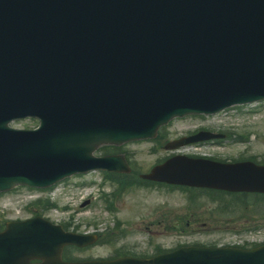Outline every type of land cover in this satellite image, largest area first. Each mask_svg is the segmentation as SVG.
I'll list each match as a JSON object with an SVG mask.
<instances>
[{"label": "water", "instance_id": "obj_1", "mask_svg": "<svg viewBox=\"0 0 264 264\" xmlns=\"http://www.w3.org/2000/svg\"><path fill=\"white\" fill-rule=\"evenodd\" d=\"M261 98L264 0H0V190L107 166L91 156L100 143L149 137L176 115ZM29 108L43 120L31 137L7 127ZM45 138L55 154L42 161ZM191 172L194 184L264 190L247 182H264V167ZM153 176L180 181L160 168ZM54 232L40 220L11 223L0 247L26 239L44 264H62ZM195 256L199 264L255 263L235 252Z\"/></svg>", "mask_w": 264, "mask_h": 264}, {"label": "rangeland", "instance_id": "obj_2", "mask_svg": "<svg viewBox=\"0 0 264 264\" xmlns=\"http://www.w3.org/2000/svg\"><path fill=\"white\" fill-rule=\"evenodd\" d=\"M259 110L257 113H252L251 116H245L244 121L246 126L239 127L241 119L228 117L224 114L218 115L225 117L224 122L217 123L218 118L216 116H209L204 118H199L195 116H187L180 119L173 120L166 127L167 138H174L176 135L184 134L190 130H193L198 127L206 126L209 128H224L229 129L233 132V137L237 138L239 133L248 132L251 136V142L247 145H239L234 142L228 141L225 142L223 146H211V145H199L197 146L199 150H195L191 147H182L178 148L175 151L178 153L190 154L194 152L200 156H217L220 159L231 160L232 158H239L240 156L253 155L258 159H262L264 156V103H261L257 106ZM232 114V112H229ZM36 124V120L32 119H23L16 122L14 126L17 127H33ZM201 124V125H197ZM195 126V127H194ZM157 147L155 151L152 149ZM126 151L130 153V156L137 165L143 171H147L151 164L155 163L158 159L166 156L168 153H171L170 150H165L163 146H159L155 142L143 141L137 143H131L124 147ZM93 178V177H92ZM81 178H77V181L74 182L71 180L67 184H73V189H69L73 198L69 197V208L61 211L59 209H49L42 210L36 207H23L22 209L17 208L13 210L12 206H15L18 201V196L16 194L24 192V190H17L10 194H2L0 196V218L4 220L10 218H25L32 216L35 212L40 211L45 217L60 222L72 221L73 226H78L80 230L85 231H96V232H105L108 227L112 226L111 220L114 215H119L121 220H133L136 221L133 228L142 226L147 221H150L152 218L151 215H183L186 214L185 211L187 202L185 199V194L180 190L173 189L168 190L166 188L159 187L155 192H150L146 190H137L126 193L120 200L117 210L114 213L107 211L104 203L100 200L101 192H110L112 189L110 185L106 184L102 189L91 185L87 181H78ZM84 183V185H81ZM79 185L78 187H76ZM66 186V184H65ZM94 191L95 198L92 199L90 205L86 207L80 206V197L82 195ZM85 193V194H84ZM152 193V194H150ZM47 195L48 192H43V196ZM74 199V200H72ZM12 206H9L11 205ZM200 208L195 210L197 216L206 218H211L209 214V207L206 204L205 199L199 200ZM146 220V221H145ZM163 224V223H161ZM200 226V224H191L187 229L193 231L195 227ZM207 227L215 229V227H220L219 222L207 223ZM157 230H161L158 227V224L151 227ZM137 236L139 240L142 241L141 246H145L146 239L139 235H132L127 237V240L130 242L136 241ZM156 236V235H154ZM105 246L97 248L98 253H105ZM135 250L140 249V247L134 248Z\"/></svg>", "mask_w": 264, "mask_h": 264}, {"label": "flooded vegetation", "instance_id": "obj_3", "mask_svg": "<svg viewBox=\"0 0 264 264\" xmlns=\"http://www.w3.org/2000/svg\"><path fill=\"white\" fill-rule=\"evenodd\" d=\"M239 243V242H238Z\"/></svg>", "mask_w": 264, "mask_h": 264}]
</instances>
